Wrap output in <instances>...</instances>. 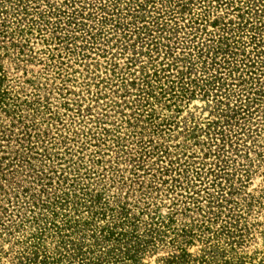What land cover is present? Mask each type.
<instances>
[{"label": "rangeland", "instance_id": "obj_1", "mask_svg": "<svg viewBox=\"0 0 264 264\" xmlns=\"http://www.w3.org/2000/svg\"><path fill=\"white\" fill-rule=\"evenodd\" d=\"M3 133L0 264H264V0H0Z\"/></svg>", "mask_w": 264, "mask_h": 264}, {"label": "trees", "instance_id": "obj_2", "mask_svg": "<svg viewBox=\"0 0 264 264\" xmlns=\"http://www.w3.org/2000/svg\"><path fill=\"white\" fill-rule=\"evenodd\" d=\"M5 133H3L0 137V139L3 138V136L5 137ZM43 135V134H41ZM45 135V134H44ZM17 144L20 145V148H16L13 151L7 152L6 150L3 151V153H7V155H1L0 154V160L3 162V165H1L0 168H4L7 169V173H9L10 175H13L12 177H10L9 174H6V178H0L3 179L5 182L4 184L9 186V189L4 188L2 185L3 180H0L1 184H0V210L1 208H3V202L2 201H7L9 203V199H13L14 197L17 196L18 193L22 194L23 196H28L26 195V193L31 190L34 191H39V193H45V184H52V182H50V180L48 182L47 179H51V176H48L49 172L45 171V169L40 166L42 168L43 171H38L39 175L37 174L36 178H38L37 180L33 179H28L27 176L32 177L28 171L26 167H34L33 166V162L32 159H34V157H32L31 155L28 154V152H25L24 148L26 147V145L22 144L21 141H23L24 139L20 140L19 139H15ZM16 144V145H17ZM38 158V157H35ZM7 163H5V162ZM26 168V169H24ZM71 167H68V170H66V172L68 174H70L69 170H72ZM75 170V168L73 169ZM72 170V171H73ZM78 170V169H76ZM31 172V171H30ZM45 172V173H44ZM0 173L4 174L5 172H1ZM63 174V173H62ZM70 176V175H69ZM68 176H64V182H66L68 180ZM67 179V180H66ZM46 182V183H45ZM26 183L32 184V183H36L35 187L32 188L31 185L26 186ZM62 184L57 182V188H60ZM40 187V188H38ZM38 189V190H37ZM19 190V191H17ZM93 193V192H92ZM90 193V195L92 194ZM14 194V195H13ZM31 194V198L32 200H38L40 199L39 197H35V194ZM88 194V193H87ZM4 195H6L7 197H5ZM29 198L25 197L26 201L25 203L29 202ZM35 198V199H34ZM90 201H92V203H99L100 202V196L98 194H95L93 196V199H90ZM92 208L95 209L94 205H91ZM100 208V207H98ZM98 208L96 210H98ZM188 254V253H186Z\"/></svg>", "mask_w": 264, "mask_h": 264}]
</instances>
